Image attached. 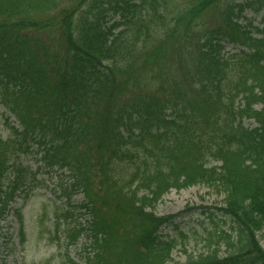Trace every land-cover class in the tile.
Masks as SVG:
<instances>
[{
    "label": "trees",
    "instance_id": "1",
    "mask_svg": "<svg viewBox=\"0 0 264 264\" xmlns=\"http://www.w3.org/2000/svg\"><path fill=\"white\" fill-rule=\"evenodd\" d=\"M263 7L264 0H0V102L22 126L7 118L11 135L0 133V183L12 156L35 143L46 166L70 169L91 204V224L68 230L73 243L91 237L86 264H180L173 252L190 234L155 210L172 189L205 179L228 192L215 211L232 225H218L214 213L203 232L189 229L204 244L186 264H264V17L262 27L242 22L247 9ZM215 10L217 23L201 25ZM223 42L248 51L225 57ZM164 56L168 73L152 72L151 61ZM16 170L0 186V218L28 180L27 169ZM170 224L174 235L163 232Z\"/></svg>",
    "mask_w": 264,
    "mask_h": 264
},
{
    "label": "rangeland",
    "instance_id": "2",
    "mask_svg": "<svg viewBox=\"0 0 264 264\" xmlns=\"http://www.w3.org/2000/svg\"><path fill=\"white\" fill-rule=\"evenodd\" d=\"M191 3H196L197 0H188ZM224 3V2H223ZM214 10V9H213ZM244 21H252L255 26L262 27V18L264 17V8L259 14L247 10L244 13ZM218 21L216 10L215 12H206L202 24L213 25ZM195 40V39H194ZM192 42V45L194 43ZM159 45L162 49L167 47L159 40ZM229 54L238 51L237 48L228 46L226 49ZM163 61L155 58L151 61L152 72L158 75L168 73V57L164 56ZM159 67H163L158 70ZM152 72L145 74L151 78ZM5 108L0 104V113H4ZM9 115V114H8ZM11 121L18 128L20 123L12 117ZM244 125L253 127L255 122L253 120H245ZM9 127L4 121L3 116H0V133L3 138L9 137ZM37 151L31 154H17L12 156L10 164H14V174L11 172L10 176L14 178L17 176L16 167L22 165L28 172L25 177L28 179L23 191L20 192L13 204L10 206L11 210L6 219L2 220V235L0 237V264H68L66 261L67 254L77 262L84 260V248L86 238H81L78 244H69L66 229L72 226L70 220L64 219L60 214L69 209L70 205H78L83 200V194L78 192L74 194L71 199H67L62 189L72 182L68 176V172L57 170V167L49 169L44 167L39 160ZM220 165V163H213ZM36 173V179L32 180L31 176ZM205 179H200L192 185L186 186L181 190L172 189L167 193L162 202L157 206L155 215L160 217H167L176 215L174 225H180V228L190 234V238L183 246L178 245L174 250V261L176 263L186 264L190 253H199L203 250L202 242L196 243L191 228L198 232H203L204 226H210V217L215 213V219L218 225L225 228H230L232 222L228 218H224L215 209L225 206V201L228 192L218 184H212ZM193 207H205L203 214L201 210L186 213L187 209ZM22 214L23 221H19L17 212ZM78 212L79 210H74ZM78 218L79 216L76 215ZM90 216H81L80 221L89 219ZM23 227L26 234V241L24 244L19 241V232ZM164 233L174 235L176 233L173 225H168ZM257 239L259 244L264 248V228L257 231ZM186 251H185V250ZM222 254L226 253V247H221Z\"/></svg>",
    "mask_w": 264,
    "mask_h": 264
}]
</instances>
